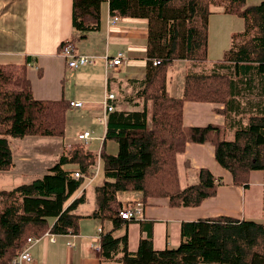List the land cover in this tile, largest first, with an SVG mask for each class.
Masks as SVG:
<instances>
[{
    "label": "trees",
    "instance_id": "1",
    "mask_svg": "<svg viewBox=\"0 0 264 264\" xmlns=\"http://www.w3.org/2000/svg\"><path fill=\"white\" fill-rule=\"evenodd\" d=\"M104 1L109 2L111 16L148 20L150 69L135 97L142 108L114 110L108 118L106 138L118 142V152L101 149L106 179L96 188L97 208L86 215L111 224L110 230L101 233V264H264V223L227 215L184 221L177 247L155 249L151 227L135 252L129 249L127 232L115 236L131 222L119 214L120 191L142 192L144 204L150 197H165L173 207L198 206L216 194L222 180L208 168L198 170L197 183L180 186L177 154L184 152L188 142L213 144L216 160L231 172L236 185L247 188L250 172L264 171V112L251 114L247 126L238 128L232 140L225 138L221 126H186L183 122L187 100L222 103L229 113L247 88L249 92L259 90L258 96L264 98V1L73 0L74 31L60 49L100 29ZM223 4L227 13L243 18L244 30L232 34L231 47L215 64L216 69L188 72L182 96L169 95L168 72L177 60H208L211 6ZM8 66L0 64V171L14 165L9 137H64L70 109V101L63 97L36 98L25 65H18L23 66L21 73ZM75 146L42 177L0 189V264H12L29 237H42L48 231L79 233L82 215L75 210L84 197L70 200L83 178H74L64 165L78 164L85 176L97 159L96 152Z\"/></svg>",
    "mask_w": 264,
    "mask_h": 264
},
{
    "label": "crops",
    "instance_id": "2",
    "mask_svg": "<svg viewBox=\"0 0 264 264\" xmlns=\"http://www.w3.org/2000/svg\"><path fill=\"white\" fill-rule=\"evenodd\" d=\"M262 1L264 0H255L254 4ZM72 2L73 0H0V64L25 65L36 98L60 99L63 97L69 101H84V107L70 108L81 110V113L77 114L79 116L77 122L79 119L84 122L87 115L90 117L91 123L88 128L79 134L90 131L96 137L92 141L100 140L104 150L113 154L118 151V142L106 138L110 113L114 110L142 108V102L139 105V99L135 97L150 69L147 55L148 20L121 17L115 25H109L110 5L108 1H104L101 5L100 29L90 32L88 38L77 42L75 47L78 53H95L110 57L121 51L124 53V63L117 70L107 74L105 59L101 57L94 65H84L71 71L60 53V44L70 38L74 31ZM179 61L182 60L175 63ZM219 62L221 58L213 61V65H206L207 70L211 71ZM68 73L72 74V78H69ZM169 73L170 71L168 79H171L172 76L169 78ZM186 74H183L177 87L174 86L173 81L169 84L167 79L166 90L169 95L182 96ZM169 88L176 89V94H170ZM245 91L247 92L244 96H237L236 107L229 113L224 112L225 104L222 103L185 101L184 124L186 126L215 124L225 128V138L232 140L238 128L247 126L251 114L264 112V98H256L248 93V88ZM110 93L115 95V98L107 101L109 105L114 106L112 111L108 110L104 104L106 96ZM131 97L134 98L131 100ZM148 104L150 107V103ZM70 118L71 116H68V123ZM72 122L75 121L72 120ZM93 124L101 126V134L95 131L96 129H89ZM107 140H113L117 145H111ZM65 141H58V147L64 145ZM106 145L111 150H106ZM34 149L40 153L44 146H35ZM62 151L59 152L58 158ZM100 151L101 149L98 150L99 153ZM31 157L28 154L23 155L22 165L31 162ZM56 162L58 160L50 166ZM16 166L14 155L12 168L0 172V175L7 176L0 185V189H12L16 186L15 182H12L13 176H17ZM177 166L182 188L199 181L200 168H208L222 180V183L214 196L194 207H173L168 198H148L143 215L139 219L132 220L126 228L118 230L115 235L122 236L127 232L128 246L131 251L138 250L141 237L148 235L150 227L154 248L161 250L168 246L177 247L180 244L181 224L184 221L227 215L264 223L263 170L255 169L250 172L247 188L234 184L231 172L216 160L215 146L209 142H188L185 151L177 155ZM100 167L102 171L97 179L86 187L85 191L78 190L70 200L71 203L80 196L84 197V201L75 210L77 214L82 215L79 233L56 235L54 240L47 236L43 237L32 246L33 260L23 264H101L100 246L98 247L99 228L103 231L110 230L111 224L109 221L102 222L98 218L86 216L97 208L96 188L106 179L102 161ZM31 168L34 170L33 167ZM64 169L74 173L80 167L78 164L68 163L64 165ZM44 174L46 173L40 172L33 178L42 177ZM142 196L140 191L117 193L123 206L143 200ZM97 240H99L98 243ZM119 255L121 256L122 253Z\"/></svg>",
    "mask_w": 264,
    "mask_h": 264
},
{
    "label": "rangeland",
    "instance_id": "3",
    "mask_svg": "<svg viewBox=\"0 0 264 264\" xmlns=\"http://www.w3.org/2000/svg\"><path fill=\"white\" fill-rule=\"evenodd\" d=\"M254 1L255 0H252L251 2L254 3ZM225 6H226L225 4H223L222 6H215V5L211 6L212 13L210 14V17H209L208 60H207V62L206 61H185V60H182V61H179L178 63L173 64L169 70L170 71L169 78L172 76L171 79H168L169 84H171L173 81L174 86L177 87L178 83H180V79H182L183 74H186L188 72L208 73V72H211L212 70L216 69V65H215V68H213L211 71L207 70L206 65H213V61H216L217 59L222 58L224 56L225 52L231 47L232 34L238 33L240 31L244 30L245 24H244L243 18L237 14L227 13L225 11ZM117 17L119 18L118 19V21H119L121 19V17L120 16H117ZM109 21H110V18L108 19V24L110 25ZM237 41L241 43L242 39L237 38ZM74 47H75V45H74ZM75 49H76V47H75ZM61 50H62V48L60 49V51ZM80 54L95 55L96 56L95 64L99 61V59L101 57L102 58L104 57V59H105V55L100 56V55H97L95 53H80ZM105 62H106V60H105ZM85 65H94V64H85ZM82 66H84V65H82ZM8 67H10V66H8ZM9 69L10 70H16V72L21 73L23 66L16 65V66L11 67ZM77 69H75V70H77ZM26 71H27V69H26ZM68 76H69V78L70 77L72 78V74L68 73ZM172 92H174V93H172ZM169 93L172 95L176 94V89L172 90L171 88H169ZM249 93L253 94L256 98L262 99V97L260 95L258 96L259 90H257L256 92H249ZM72 101H75V102L77 101V102L81 103L82 106H77V107H84V105H85V102L81 101V100H72ZM71 107H75V106H72L70 104V108ZM72 113L73 114L76 113V114L73 115ZM80 113H81V110H78V109L77 110H72V109L68 110L67 120H68V116H71V118H70V122L69 123L67 122L66 134L64 137H57V136L47 137V136H39V135H29V136H26L23 138H13V137L8 138L10 140L9 143H10V146L12 149L13 157L15 155L16 162H17V166L15 169L17 176H13V178H12V182H15L14 184L16 186L21 184V183H24V182L25 183L32 182V180L35 179L33 177L38 176L40 172H44V173L49 172L48 170L52 166V165L50 166V164H53L54 161H57L60 158V157L58 158L59 152L61 150H63L62 153L60 154V156L63 153L70 154V152L74 149V147H76L75 144H81L85 148L87 147L88 149H90L92 151L96 150V159H97L96 164L93 165V167L91 169V173L89 175L84 176L78 170L82 174V177L76 178L77 177L76 175H75L76 177H74V173L76 171L74 173H72V176L76 179L83 178L82 185L79 188V190L83 189L85 191L87 189L86 187L90 186L97 179V177L100 174V171H102V168L100 167V162L102 161L101 160L102 157L100 156V153L98 152V150L103 148V146H102L103 143L100 142V140L92 141L96 137H94L90 131H87L90 134L89 137L87 138V142H86V140H84V138H83V140L80 139L79 133L81 131L85 130V128H88V125L91 123L90 117H88V115L86 116V120L84 122H81L80 119L77 122V118H79V116L77 114H80ZM72 120H74L75 122H72ZM89 129L90 130L96 129L95 131H97L100 134L102 133V128L99 124H95V125L93 124L91 127H89ZM83 133L84 132H82V134ZM48 138H51V140H47ZM75 138H77V139L75 140ZM97 139H99V138H97ZM62 140H66L64 143L65 146L60 145V147H58V145H57L58 141L62 142ZM109 141H110L111 145H113V144L117 145V143L115 141L107 140V142H109ZM52 145H54V146L51 147ZM35 146H44V149L40 153H37L36 151H34ZM46 146H49V147H46ZM106 150L109 151V150H111V148H108V146L106 145ZM117 152L118 151H116L115 153H117ZM115 153H113V154H115ZM26 154L31 155L32 160H31V162H28L25 165H22L21 159H23V155H26ZM30 163H32V164H30ZM49 166H50V168H49ZM31 167H33L34 170H32ZM0 172H3V171H0ZM4 175L5 174L0 175V185L2 184V182L4 180L7 179V176H4ZM31 178H33V179H31ZM198 178H199V176H198ZM179 182H180V179H179ZM142 198H143V196H142ZM150 198H165V197H150ZM139 201H141L143 203V207L145 208L144 201L143 200H139ZM136 202L132 205H135ZM129 206L130 205H124V206L122 205L120 210L121 209H123V211L128 210ZM143 213H144V210L138 218H133V219H128V220L132 221L135 219H139L143 215ZM119 214H120V212H119ZM120 216H121V214H120ZM123 219H125V218H123ZM102 231H103V229L99 228V235H98L99 240L101 239ZM56 235H60V234H55V233L48 231L42 237H29L27 239L26 244L22 248V250H20V253L12 261V264H14V262L17 259H19L22 251L26 248H28L31 259L30 260H22L19 264H23L25 262H31L33 260L32 253H31L32 246L36 242L40 241L43 237H46V236L50 237V239L54 240ZM30 238L32 239V241H29ZM99 240H97V243L99 242ZM99 246H100V242L98 244V247ZM99 249H100V247H99Z\"/></svg>",
    "mask_w": 264,
    "mask_h": 264
},
{
    "label": "built area",
    "instance_id": "4",
    "mask_svg": "<svg viewBox=\"0 0 264 264\" xmlns=\"http://www.w3.org/2000/svg\"><path fill=\"white\" fill-rule=\"evenodd\" d=\"M118 17L116 15L111 16L110 17V25H115L118 22ZM61 55L65 58L66 63L68 65V67L74 71L75 69H77L78 67L85 65V64H95V55H85V54H80L76 51L75 47L73 44L71 43H67L62 47V50L60 51ZM124 53L119 51L115 56L110 57L109 55H105V69L107 74H110L112 71L117 70L123 63H124ZM153 63L156 65L157 61L154 60ZM115 98L114 94H108L106 96V99L104 100V104L107 107L108 110L112 111L114 109L113 105H109L108 104V99H113ZM70 104L72 106H82L80 102H75V101H70ZM89 132L84 131V133L80 134V139L86 140L87 142V138L89 137ZM77 177H76V176ZM79 176V177H78ZM74 177L76 178H80L82 177V174L79 171H76L74 173ZM128 210L123 211V209L120 210V214L122 216V218L125 219H133V218H138L143 210V203L141 201H137L135 205H130L128 207ZM29 241H32V239L30 238ZM25 251V252H24ZM24 252V253H23ZM31 256L30 253L28 251V248L24 249L19 257V259H17L14 264H19L22 260H30Z\"/></svg>",
    "mask_w": 264,
    "mask_h": 264
}]
</instances>
